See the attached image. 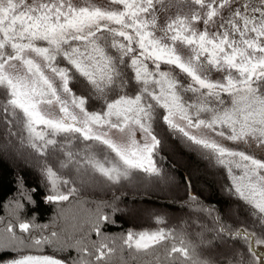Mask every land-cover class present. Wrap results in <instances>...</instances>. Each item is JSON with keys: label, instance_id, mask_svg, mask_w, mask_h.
<instances>
[{"label": "snow or ice", "instance_id": "obj_1", "mask_svg": "<svg viewBox=\"0 0 264 264\" xmlns=\"http://www.w3.org/2000/svg\"><path fill=\"white\" fill-rule=\"evenodd\" d=\"M160 2L0 0V120L26 133L41 155L61 134L69 144L73 138L95 142L80 152L66 151L61 167L71 165L81 178L99 174L115 184L133 169L158 172L152 157L160 141L152 125L159 118L226 167L235 193L264 227V159L189 131L204 127L233 142L252 137L264 143V0H188L190 14L157 28ZM13 61L23 66L24 74L9 71L16 67ZM161 64L169 67L162 70ZM213 73H218L215 79ZM78 77L86 82V95H76L69 86ZM89 99L99 102V110L86 109ZM45 104L58 105L61 115L54 118L43 111ZM157 109L163 111L158 114ZM105 126L106 131L99 130ZM136 126L144 133L139 142L134 134L127 143L109 135L113 129L131 133ZM95 146L101 155L92 150ZM45 173L51 184L49 202L68 201L76 193L74 181L51 167ZM58 183L67 191L58 190ZM103 222L111 221L106 215L91 221L97 236ZM157 223H163L162 218ZM43 227L21 220L0 228V264H5V256H11L6 264H96L113 252L104 242L89 249L81 237L75 245L60 244L61 249L75 247L78 260L45 254L44 247L55 246L59 237L55 231L44 234ZM217 231L233 235L223 224ZM170 236L163 229L130 231L123 243L147 250ZM236 237L248 256L238 252L235 264H264L257 251L264 248V231L257 234L241 226L234 230ZM180 244L165 246L166 255L181 252L199 264L182 240Z\"/></svg>", "mask_w": 264, "mask_h": 264}, {"label": "trees", "instance_id": "obj_2", "mask_svg": "<svg viewBox=\"0 0 264 264\" xmlns=\"http://www.w3.org/2000/svg\"><path fill=\"white\" fill-rule=\"evenodd\" d=\"M167 67L161 64L162 70ZM174 71L179 73L178 69ZM179 75L185 79L182 73ZM69 86L76 95L88 92L82 77L73 79ZM85 107L89 112L99 110V102L89 99ZM162 111L157 109L158 114ZM152 130L160 141L154 153L158 172L133 169L128 178L114 184L99 174L86 173L81 178V173L71 165L61 167L66 151L80 152L86 144L95 142L73 138L69 144L65 134H61L56 137V145H49L41 155L30 146L26 133L0 120V228L8 222L23 220L44 226V234L55 231L59 243L45 246L44 253L69 258L70 262L79 259L77 249H61L60 244L67 241L75 245L81 237L89 249L101 242L113 249L110 256L96 264H193L181 252L166 255L165 246L180 247L181 240L199 264H235L238 252L247 259L242 240L233 238L234 230L243 226L259 234L264 227L258 217L250 215L254 209L235 193L226 167L159 118L153 122ZM4 146L10 151L4 150ZM99 147L92 150L101 155ZM197 162L200 166H196ZM47 167L75 182L77 191L68 201L54 203L46 199L51 193ZM58 190L67 191V187L58 183ZM147 208L152 209L151 214L138 216ZM97 215H106L111 221L101 224L100 236L91 228ZM157 218H162L163 223H157ZM220 224L230 228L233 235L229 231L218 232ZM158 229L170 232L171 236L147 250L129 248L123 243L130 231ZM257 251L264 253V248L258 247ZM10 258L5 256V264Z\"/></svg>", "mask_w": 264, "mask_h": 264}, {"label": "rangeland", "instance_id": "obj_3", "mask_svg": "<svg viewBox=\"0 0 264 264\" xmlns=\"http://www.w3.org/2000/svg\"><path fill=\"white\" fill-rule=\"evenodd\" d=\"M77 2H80V0H77ZM113 7H120L122 8V5H113ZM158 11L156 13L157 16V28L162 27L166 24V22L170 18H174L177 15H185L190 14V11L192 9V5L188 2V0H161V2L156 5ZM197 27H202V24H197ZM157 35H160L159 32L156 33ZM13 64L16 65L15 68H9V71H12L17 74H24V68L23 66L17 62L13 61ZM151 69V68H150ZM50 75V73H46ZM218 73H213L212 78L215 79ZM42 110L49 113L52 117H58L61 115L59 111V106L56 104L52 105H42ZM75 114L79 117L81 116V113L79 112V109H74ZM176 122L180 124L181 126H184L185 122L183 120H180L179 117L176 118ZM40 128H43V125L39 126ZM100 131H106V126L104 128L99 129ZM191 134L196 135L198 138H207V139H215L218 143L224 144L229 148L238 150V151H244L245 153L252 154L256 158L264 159V143H260L258 140L248 137L246 140H240V141H230L226 140L222 137L216 136L215 133H213L211 130L206 129L204 127L200 128H193L189 130ZM134 134L135 139L139 142L142 140L144 133L139 129L138 126L132 128V132L130 133L128 129H125L124 133H120L117 130L113 129L109 135L118 143H127L129 138ZM182 149V148H180ZM4 150L7 152L10 151L9 148L7 149L6 146H4ZM156 151V150H155ZM154 151V153H155ZM154 153H153V160H154ZM12 156V155H10ZM12 158V157H11ZM155 162V161H154ZM182 165H185V161ZM200 166V164L197 162L196 166ZM156 168V166H155ZM236 175H239V170H234ZM196 173V170H195ZM135 212H137L135 210ZM152 209H145L142 213H139L138 216L142 215H149L151 214ZM263 253V252H262Z\"/></svg>", "mask_w": 264, "mask_h": 264}, {"label": "water", "instance_id": "obj_4", "mask_svg": "<svg viewBox=\"0 0 264 264\" xmlns=\"http://www.w3.org/2000/svg\"><path fill=\"white\" fill-rule=\"evenodd\" d=\"M259 254H260L261 256H264V253H262V252H259Z\"/></svg>", "mask_w": 264, "mask_h": 264}]
</instances>
